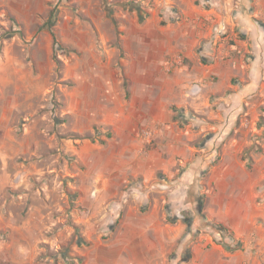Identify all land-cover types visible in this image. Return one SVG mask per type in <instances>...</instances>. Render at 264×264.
<instances>
[{
    "label": "rangeland",
    "instance_id": "1",
    "mask_svg": "<svg viewBox=\"0 0 264 264\" xmlns=\"http://www.w3.org/2000/svg\"><path fill=\"white\" fill-rule=\"evenodd\" d=\"M248 2L202 60L220 65L203 110L172 107L173 129L203 148L147 183L137 151L157 148L160 125L140 116L161 97L154 37L177 0H0V264L108 263L125 221L157 197L174 205L184 169L186 259L207 236L264 264V0Z\"/></svg>",
    "mask_w": 264,
    "mask_h": 264
},
{
    "label": "crops",
    "instance_id": "2",
    "mask_svg": "<svg viewBox=\"0 0 264 264\" xmlns=\"http://www.w3.org/2000/svg\"><path fill=\"white\" fill-rule=\"evenodd\" d=\"M243 2L244 12L240 14L235 12L238 0H177V7L165 8L161 19L168 23L165 26L158 24L161 32L154 37L159 47L155 63L160 74L155 81L161 97L150 104L153 109L148 115L140 116L154 126L160 125L155 131L161 138L157 148L152 152L144 147L137 151L141 153V169L137 174L143 175L147 183L155 179L158 171L169 172L172 178L180 164L194 160L195 153L203 148L204 145L197 147L193 144L200 132L189 128L173 129L175 112L172 107L203 110L206 94L202 89L212 85L207 81L214 73L220 72L217 68L220 65H204L202 60L218 55L217 45L223 46L219 38L231 24L244 25L240 19H246L249 2ZM183 59L185 64L182 66ZM198 81L207 85H198ZM193 179L195 174L191 169H184L174 181L177 185L172 192L176 195L169 199V203L174 201L173 206L164 210L165 201L157 197L152 199L149 209L140 214V224L131 225L125 221L120 230L125 236L111 240L99 253L108 259L106 264L238 263V254L228 253L222 245L209 242L211 238L207 236L193 243V255L186 259V244L180 243L186 233V223L179 220V214L181 207H186V188L191 186Z\"/></svg>",
    "mask_w": 264,
    "mask_h": 264
},
{
    "label": "trees",
    "instance_id": "3",
    "mask_svg": "<svg viewBox=\"0 0 264 264\" xmlns=\"http://www.w3.org/2000/svg\"><path fill=\"white\" fill-rule=\"evenodd\" d=\"M184 221H185L186 224H188V226H190V223H191V222H190V219H189V218H185ZM78 244H79V245H84V244H86V243L84 242V238L81 237V238L78 240ZM239 245H240V243L238 244V246H239ZM235 249H236V248H235ZM79 262H81V260H79Z\"/></svg>",
    "mask_w": 264,
    "mask_h": 264
},
{
    "label": "water",
    "instance_id": "4",
    "mask_svg": "<svg viewBox=\"0 0 264 264\" xmlns=\"http://www.w3.org/2000/svg\"><path fill=\"white\" fill-rule=\"evenodd\" d=\"M99 186H100V183H99Z\"/></svg>",
    "mask_w": 264,
    "mask_h": 264
}]
</instances>
